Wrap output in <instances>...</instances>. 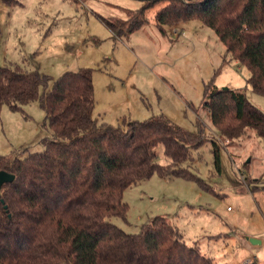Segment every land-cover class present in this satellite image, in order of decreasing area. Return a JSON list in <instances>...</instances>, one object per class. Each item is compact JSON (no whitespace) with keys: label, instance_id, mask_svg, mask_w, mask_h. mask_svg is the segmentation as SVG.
Instances as JSON below:
<instances>
[{"label":"trees","instance_id":"16d2710c","mask_svg":"<svg viewBox=\"0 0 264 264\" xmlns=\"http://www.w3.org/2000/svg\"><path fill=\"white\" fill-rule=\"evenodd\" d=\"M127 19L99 17L113 39L129 37L149 23L167 28L200 21L218 36L229 61L250 73L248 85L264 96V0H141ZM93 69L62 74L44 95L50 77L18 64L0 67V110L23 112L41 101L55 140L25 159L0 156V171L14 175L0 197V264H216L200 248L187 245L166 217L157 216L138 233L126 232L113 218L127 222L126 191L158 175L192 181L208 190L190 166L192 152L204 144L203 131L193 133L165 115L135 121L124 116L117 125L96 117ZM202 104L219 139L235 143L254 132L264 139V112L243 90L222 89L212 80ZM220 141L214 143L221 169ZM164 146L172 161H157ZM248 184V180H245Z\"/></svg>","mask_w":264,"mask_h":264},{"label":"rangeland","instance_id":"374dc122","mask_svg":"<svg viewBox=\"0 0 264 264\" xmlns=\"http://www.w3.org/2000/svg\"><path fill=\"white\" fill-rule=\"evenodd\" d=\"M141 0H0V67L20 65L50 77L53 83L68 71L93 69L96 117L117 125L128 116L147 120L165 115L193 133L202 129L205 143L192 152L190 168L208 190L192 181L158 175L126 191L127 222H113L129 233L157 216L168 219L187 245L200 248L216 264H264V139L254 132L235 143L214 137L205 86L212 80L224 89L243 90L264 112V96L248 85V69L229 61L216 33L202 22L189 21L167 28L149 23L129 37L114 40L100 17L127 19ZM111 58V59H110ZM41 101L12 112L0 110V156L25 159L55 140ZM220 141L221 169L212 150ZM157 161L171 165L160 144ZM248 180V184L245 183ZM230 209V210H228Z\"/></svg>","mask_w":264,"mask_h":264},{"label":"water","instance_id":"95a60500","mask_svg":"<svg viewBox=\"0 0 264 264\" xmlns=\"http://www.w3.org/2000/svg\"><path fill=\"white\" fill-rule=\"evenodd\" d=\"M227 89V88H224ZM15 180L14 175L6 172V171H0V197L2 195L1 190L5 183H11Z\"/></svg>","mask_w":264,"mask_h":264},{"label":"crops","instance_id":"0c3cea01","mask_svg":"<svg viewBox=\"0 0 264 264\" xmlns=\"http://www.w3.org/2000/svg\"><path fill=\"white\" fill-rule=\"evenodd\" d=\"M112 35V34H111ZM117 40V39H116ZM118 40H121V39H118ZM111 59V58H110ZM229 210V209H228Z\"/></svg>","mask_w":264,"mask_h":264},{"label":"built area","instance_id":"2783aa9c","mask_svg":"<svg viewBox=\"0 0 264 264\" xmlns=\"http://www.w3.org/2000/svg\"><path fill=\"white\" fill-rule=\"evenodd\" d=\"M230 210V209H229Z\"/></svg>","mask_w":264,"mask_h":264}]
</instances>
